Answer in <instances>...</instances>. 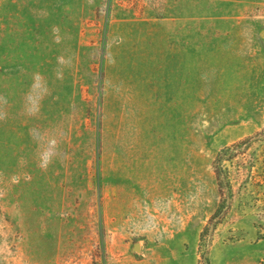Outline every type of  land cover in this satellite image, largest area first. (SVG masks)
I'll list each match as a JSON object with an SVG mask.
<instances>
[{
    "label": "rangeland",
    "instance_id": "obj_1",
    "mask_svg": "<svg viewBox=\"0 0 264 264\" xmlns=\"http://www.w3.org/2000/svg\"><path fill=\"white\" fill-rule=\"evenodd\" d=\"M0 264H264V0H0Z\"/></svg>",
    "mask_w": 264,
    "mask_h": 264
},
{
    "label": "trees",
    "instance_id": "obj_2",
    "mask_svg": "<svg viewBox=\"0 0 264 264\" xmlns=\"http://www.w3.org/2000/svg\"><path fill=\"white\" fill-rule=\"evenodd\" d=\"M230 149H231V148H230ZM221 156H222V155L220 154V156H218V157L221 158ZM217 169H218V170H217V173H216V174H217L218 176H220L219 174H220L221 170H220V168H217ZM201 237H203V233H202Z\"/></svg>",
    "mask_w": 264,
    "mask_h": 264
},
{
    "label": "water",
    "instance_id": "obj_3",
    "mask_svg": "<svg viewBox=\"0 0 264 264\" xmlns=\"http://www.w3.org/2000/svg\"><path fill=\"white\" fill-rule=\"evenodd\" d=\"M138 249H139V248H138V246L136 245V246L134 247V250H135V251H138Z\"/></svg>",
    "mask_w": 264,
    "mask_h": 264
}]
</instances>
